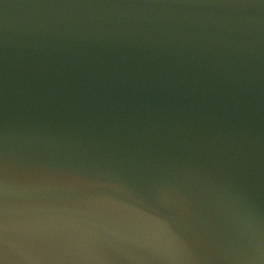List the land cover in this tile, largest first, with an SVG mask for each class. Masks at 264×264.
I'll return each mask as SVG.
<instances>
[{"label":"water","instance_id":"1","mask_svg":"<svg viewBox=\"0 0 264 264\" xmlns=\"http://www.w3.org/2000/svg\"><path fill=\"white\" fill-rule=\"evenodd\" d=\"M0 264H264V0H0Z\"/></svg>","mask_w":264,"mask_h":264}]
</instances>
